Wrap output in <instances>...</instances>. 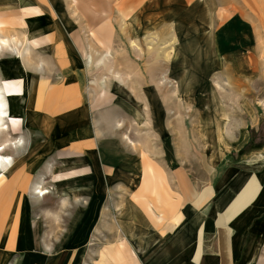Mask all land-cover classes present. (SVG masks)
<instances>
[{"label":"rangeland","instance_id":"rangeland-1","mask_svg":"<svg viewBox=\"0 0 264 264\" xmlns=\"http://www.w3.org/2000/svg\"><path fill=\"white\" fill-rule=\"evenodd\" d=\"M263 17L264 0H0V38L8 42L0 48V85L10 110L21 71L48 61L54 77H67L78 136L76 145L42 154L28 143L5 151L16 159L0 175L17 194L14 213L21 204L54 211L58 218L41 228L60 232L61 242L76 239L71 227L116 232L129 200L145 210L149 200L164 206L152 200V186L165 182L166 169L192 167L201 148L235 147L245 130L244 150L264 144V75L251 68L253 52L264 53ZM21 118L7 123L10 137L23 131ZM86 165L91 172L75 173ZM35 180L50 190L38 202L27 191ZM101 238L90 241L93 259L104 256ZM255 252L254 264H264V238Z\"/></svg>","mask_w":264,"mask_h":264},{"label":"crops","instance_id":"crops-1","mask_svg":"<svg viewBox=\"0 0 264 264\" xmlns=\"http://www.w3.org/2000/svg\"><path fill=\"white\" fill-rule=\"evenodd\" d=\"M261 41L264 50V17ZM263 54L253 52L251 68L257 72L260 67L264 75ZM48 63L32 62L19 74L22 90L10 99V107L20 106L19 129L23 131L16 137L10 133L0 137V142H6L2 156L13 157L12 167L3 173H10L16 163L14 153L7 154V150L17 153L28 143L42 154L50 146L77 144L78 136L71 128L76 121L71 110L75 104L66 108L67 77H54ZM258 121V116L252 117L250 127ZM240 138L239 145L229 149L201 148L189 169H166L165 182L152 186V200L164 206L157 209L149 200L145 210L129 200L131 210L117 213L116 232H109L108 226H101L99 232L92 225L71 227L68 233L75 235L73 241L61 242L60 232L41 228L47 220L58 218L54 211L31 213L21 204L16 217L17 194L9 191L8 182H0V264H254L255 251L264 238V144L244 150L248 131H241ZM100 153L104 154L103 148ZM91 171L92 166L86 165L75 173ZM136 171L133 164V174ZM36 181L29 183L28 194ZM30 197L38 202L44 196L33 193ZM98 233L104 256L93 259L88 250H93L90 241ZM109 235L118 238L107 239Z\"/></svg>","mask_w":264,"mask_h":264},{"label":"bare ground","instance_id":"bare-ground-1","mask_svg":"<svg viewBox=\"0 0 264 264\" xmlns=\"http://www.w3.org/2000/svg\"><path fill=\"white\" fill-rule=\"evenodd\" d=\"M6 42H7V39L0 38V48H1V45L5 44ZM20 117L21 116L19 114L10 110L6 89L4 86L0 85V132L2 134H5L4 136H6L8 134L7 123L10 120H16L17 118H20ZM15 145L16 143H14V146ZM5 148H6V142L3 141L0 143V175L5 171L7 167L9 168L10 166L12 167L13 165L12 157L2 156V152L5 150ZM31 189L33 193H36L37 195H40V196H44L50 191L48 187H43L39 182H34V184L31 186Z\"/></svg>","mask_w":264,"mask_h":264}]
</instances>
